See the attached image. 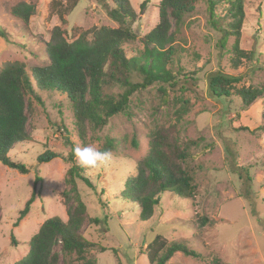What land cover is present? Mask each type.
<instances>
[{
	"label": "rangeland",
	"instance_id": "374dc122",
	"mask_svg": "<svg viewBox=\"0 0 264 264\" xmlns=\"http://www.w3.org/2000/svg\"><path fill=\"white\" fill-rule=\"evenodd\" d=\"M19 1L36 6L27 25L10 12ZM54 1L59 0H0V68L21 61L32 74L36 66L47 65L46 47L55 26H62L70 39L78 36L75 28L119 26L108 14L114 7L110 0ZM130 1L138 13L132 24L137 35L134 46L142 48L141 38L159 20L160 0H149L145 9L141 5L146 0ZM194 5L185 16L177 39L178 52L169 64L178 81L170 89L171 99L179 95L189 103L181 122L176 121L175 106L163 102L160 83L131 96L130 115L119 113L98 129L87 123L85 137L80 135L73 105L65 94L42 90L43 103L31 98V138L8 153L29 172L21 174L0 162V264L21 260L28 252V241L46 219L58 216L68 220L61 192L66 188L70 164L63 157L73 145L102 150L108 138L117 146L109 150L111 161L96 169L84 168L94 187L77 180L88 213L81 233L97 243L87 254L95 264H149L143 252L157 235L168 241H184L202 255L195 258L177 252L167 264H209L212 254L225 264H264V132L257 130L264 126V96L243 109L239 96L217 98L209 90V77L219 71L241 77L237 87L264 85V0H244L240 46L251 57L242 58L238 66L232 63L235 37L228 38L226 47L219 46L222 32L210 23L207 1L197 0ZM59 13L64 14L63 21ZM217 13L227 19V5H219ZM134 81L141 78L135 76ZM123 90L117 86L108 92L117 95ZM163 126L172 131L176 126L183 140L198 142L190 161L197 192L188 199L163 193L154 215L143 221L137 204L127 200L122 191L148 152L150 134ZM133 139L139 142L138 148ZM47 149L63 157L39 164L38 156ZM37 176L41 178L38 183ZM35 185L37 194L30 211L15 225ZM202 216L208 217L207 225H201ZM95 218L98 223L93 222ZM12 236L18 245L12 244ZM100 246L108 249L101 251Z\"/></svg>",
	"mask_w": 264,
	"mask_h": 264
},
{
	"label": "trees",
	"instance_id": "16d2710c",
	"mask_svg": "<svg viewBox=\"0 0 264 264\" xmlns=\"http://www.w3.org/2000/svg\"><path fill=\"white\" fill-rule=\"evenodd\" d=\"M110 1L114 7L108 9V14L119 24L118 27L101 26L90 30L75 28L78 36L70 39L62 26H55L46 47L49 59L47 65L36 66L32 69V74L21 61L8 62L0 68V162L5 166L18 170L21 174L29 172L24 163L13 160L8 153L19 143L31 138L28 129L31 98L43 103L39 95L42 90L59 91L67 96L73 105L81 137H85L87 123L98 129L119 113L130 115L131 96L139 89H146L155 83H160L158 91L163 102L167 106H175L177 123L187 114L188 100L179 95L171 99L169 95L170 89L178 83L176 73L169 64L173 63L178 52L177 39L185 16L194 9L197 0H160L159 20L141 38L142 48L134 46L137 35L132 24L137 21L138 13L131 1ZM148 1L142 3V9H145ZM206 1L211 25L222 32L219 46L226 47L228 38L235 37L232 63L233 66H238L242 58L251 57V53L240 46L245 19L244 0ZM54 2L61 3L60 0ZM223 4L227 5V19L217 13V7ZM10 12L27 25L36 13V6L31 2L19 1L10 8ZM59 17L63 21L64 14L59 13ZM89 35H92L91 39ZM135 76L138 79L140 77L141 81H134ZM240 81L241 77L219 71L209 77V90L217 98L237 95L240 97L241 107L247 109L264 96V85L237 87ZM117 86L123 88V92L117 95L108 92ZM176 128L174 126L175 130L172 131V128L163 126L152 131L148 152L138 161L135 174L128 179L122 191L127 200L137 204L140 220H149L154 215L161 195L165 192H173L183 199L196 195L197 188L190 161L195 157L192 148L198 142L183 140L181 132ZM257 130L264 132V126ZM132 144L139 147L136 139H133ZM116 147L115 142L108 138L102 150ZM74 148L73 145L66 157L50 149L38 156L39 164L60 157L70 164L65 177L66 188L61 192L68 220L64 222L58 216L46 219L28 241L27 254L14 264H95L96 260L87 254L97 243L81 233L88 213L77 180L81 179L89 187L94 185L84 175V168L73 154ZM245 170L250 181L249 172ZM40 180L37 176L36 183ZM36 194L35 185L32 196L20 212L15 225L28 214ZM92 220L99 222L98 218ZM200 221L201 225L209 223L206 216H202ZM12 244L18 245L14 236ZM100 249L106 251L108 248L100 246ZM177 252L195 258L202 257L186 242L168 241L161 235H157L143 253L147 255L149 264H167ZM114 253L117 251L114 250ZM209 260V264H225L216 254H212Z\"/></svg>",
	"mask_w": 264,
	"mask_h": 264
},
{
	"label": "clouds",
	"instance_id": "9594fccd",
	"mask_svg": "<svg viewBox=\"0 0 264 264\" xmlns=\"http://www.w3.org/2000/svg\"><path fill=\"white\" fill-rule=\"evenodd\" d=\"M73 154L77 158L80 166L85 169H96L108 164L112 159L109 150H100L95 146L87 145L84 147L76 146ZM65 155H67L65 153Z\"/></svg>",
	"mask_w": 264,
	"mask_h": 264
}]
</instances>
